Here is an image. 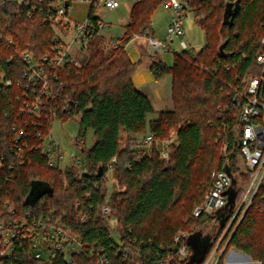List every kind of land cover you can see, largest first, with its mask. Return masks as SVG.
Listing matches in <instances>:
<instances>
[{
	"label": "trees",
	"instance_id": "16d2710c",
	"mask_svg": "<svg viewBox=\"0 0 264 264\" xmlns=\"http://www.w3.org/2000/svg\"><path fill=\"white\" fill-rule=\"evenodd\" d=\"M99 1L91 0L88 18L94 24L99 19L95 15ZM166 1L137 0L117 46L105 47L103 37L96 33L89 36L83 43L88 59L81 66L59 69L42 63L48 74L57 77V86L53 94L42 97V114L35 117L21 112L28 97L18 53L29 50L42 59L59 33L68 34V28L47 21L48 0L31 17L19 11L16 3L0 0V31L14 39L13 46L0 41V61L12 80L10 87H0V151L14 162L12 168H5L0 181V221L27 213L34 217L51 212L61 215L65 227L83 238L72 264H100L103 258L107 264H204L251 181L252 172L241 164L236 128L240 103L234 101L231 82L237 75L257 70L255 60L263 50L264 0H188L183 12L192 11L206 34V44L195 55L187 50L176 52L172 65L157 53L150 55L155 78H172V108L155 111L148 94L134 83L139 61L128 56L127 46L135 35H154L153 14ZM19 79L24 80L20 85ZM153 113L156 117L149 118ZM71 118L79 120L74 143L86 156L84 169L50 166L45 154L32 146L44 141L54 120ZM21 127L30 131L24 139L29 145L16 158L8 144ZM90 128L95 140L87 148L85 137ZM38 131L43 136L37 137ZM146 133L173 140L169 161L160 158L158 148L149 154L133 145ZM225 143L227 154L223 153ZM113 158L115 190L110 193L104 175ZM224 168L233 176L234 198L229 199L228 194L224 208L195 217L193 209L210 187L212 171ZM6 202L16 214L3 209ZM105 203L111 207L110 217L102 212ZM243 211L244 207L225 232L216 264H225L231 248L264 264V179ZM85 212L90 220L83 222ZM210 222L219 228L204 256L191 258L189 252L181 259L175 236L187 230L183 242L190 251V235ZM115 229L119 242L113 237ZM11 262L69 264L62 254L36 259L23 249Z\"/></svg>",
	"mask_w": 264,
	"mask_h": 264
},
{
	"label": "built area",
	"instance_id": "2783aa9c",
	"mask_svg": "<svg viewBox=\"0 0 264 264\" xmlns=\"http://www.w3.org/2000/svg\"><path fill=\"white\" fill-rule=\"evenodd\" d=\"M7 2L16 3L19 11H24L27 16L31 17L34 13L44 9L43 2L47 0H5ZM46 7V19L48 22L56 24L61 23L67 27L68 34H71L69 40H65L63 35L59 33V37L55 40L52 49L44 54L42 59H37L35 53L25 50L18 53L19 60L23 63V79L25 80V89L28 99H25L21 112L31 116H40L42 114L43 96H50L56 91L55 75H50L46 72L42 63H46L50 68L63 69L66 66L79 67L84 62L76 57V49L74 44L80 42L83 49V43L87 41L89 36L98 34L105 37L104 29L106 27L100 18L97 24L89 18L83 22H72L67 16V0H48ZM109 10L119 7L120 0H101ZM165 5L171 10L172 16L167 31L168 35L184 36V27L182 24L183 9L187 7L188 0H167ZM144 38L149 49L154 53H160L168 49L166 42L159 40L152 34L144 33L135 35V38ZM118 37H109L108 41L104 42L105 47L117 46ZM0 41L5 42L8 46L14 45V39L6 36L0 31ZM186 40L181 41V46L186 50L188 46ZM262 52L257 55L255 60L256 72H250L244 75H237L236 79L231 82L234 92V101L240 103L238 116V124L236 128L239 131V154L242 163L252 172L251 181L242 197L241 202L237 206L235 213L229 222L228 227L232 224L240 209L244 207V211L248 208L257 189L263 181L264 177V34L261 38ZM176 53V52H175ZM12 58L8 63H12ZM241 59L238 61L240 63ZM22 79L17 80V84L23 83ZM55 81V83H54ZM12 85V80L7 77L5 69L0 61V87L8 88ZM51 132V131H50ZM37 137L43 136L40 131ZM30 136V131L25 127L17 130L15 137L8 144L11 153L16 154V158L22 156L24 146L29 145L25 138ZM50 133L44 137V141L39 144H33L36 149H40L48 159L49 165L56 167L64 157V151L56 140L48 139ZM171 139L157 138L152 133L144 135L143 139L133 141L134 146H138L146 152L147 149L158 147V154L164 161L170 160ZM228 145L225 143L223 153L227 154ZM147 153L150 154L148 151ZM24 164V160H21ZM116 158H113L107 165L104 178L107 180L109 189V180L113 179L114 166ZM72 165H77L82 168L80 159L74 158ZM7 166L12 168L14 162L8 159L7 154L0 151V181L2 174ZM233 176L227 169H215L211 173V185L206 190L202 202L197 205L193 211L195 217L203 215H212L216 210L225 207L228 199V190L233 186ZM110 190V189H109ZM78 204V203H77ZM3 209L8 214H16L14 207L6 202ZM243 211V212H244ZM102 212L111 216V207L105 203L102 207ZM113 218V217H111ZM110 218V219H111ZM81 219L83 222L90 220L88 213H82ZM226 228L225 232L228 230ZM215 243L211 253L205 260L204 264H216L221 252H218L220 242L224 234ZM188 232H180L175 236V241L180 244L179 254L181 259H185L189 254L188 246L183 242L187 238ZM114 237V236H113ZM115 239V238H114ZM83 238L68 230L63 222L61 215L50 213L48 215H39L34 217L30 213L22 215L12 220L0 221V264H14L11 258H14L18 251L23 249L36 259H49L57 254H62L64 260L69 264L73 263V255L83 247ZM116 242H119L115 239ZM228 242V241H227ZM226 242V243H227ZM226 246V244H225ZM224 246V247H225ZM100 264H107L106 258L101 259Z\"/></svg>",
	"mask_w": 264,
	"mask_h": 264
},
{
	"label": "rangeland",
	"instance_id": "374dc122",
	"mask_svg": "<svg viewBox=\"0 0 264 264\" xmlns=\"http://www.w3.org/2000/svg\"><path fill=\"white\" fill-rule=\"evenodd\" d=\"M133 0H120V6L109 10L105 7L103 1H99L95 7V15L99 16L100 20L105 23L106 27L104 29L103 38L104 41H108L109 37H120L124 34L126 19L128 18V4ZM69 6H67V16L72 22H83L88 18L91 0H67ZM182 15V24L184 27V36H169L167 28L171 21L172 12L165 5H160L154 12L152 23L154 28V35L161 41L166 42L168 49L161 51L159 54L160 57L168 64L172 65L174 63L175 52H182L184 48L181 46V41L186 40L188 42L187 51L195 55L196 52L206 44V34L204 30L197 25L195 22L193 13L191 10H186L181 13ZM71 34H68L65 40H69ZM127 46L128 56L132 58L135 62L139 61V65L133 75V80L137 88L148 94L151 97L154 103L155 111H160L169 108H172V78L170 75H166L161 79H156L153 73L150 70V55L154 54L149 49V46L144 38H135ZM142 44V49L140 45ZM76 49V57L80 53H84L86 56L88 53L82 49L80 42L74 44ZM161 102L164 107L159 108L157 102ZM156 113H153L149 118H155ZM79 120L78 118H71L66 121L54 120L52 123V128L50 136L48 139L53 138L61 145L64 151V157L59 163L61 168H66V166H72L74 158L80 159L82 168L84 169V162L86 156L82 153L79 146H77L75 139L79 134ZM147 134V133H146ZM145 134H141L137 139H143ZM94 131L93 129H88L87 135L85 137V145L87 148H90L94 144ZM171 141H173L171 139ZM126 139L124 138L122 143L125 145ZM152 149H147L146 152L152 153ZM241 164H243L241 162ZM109 189L110 193H113L115 190L113 179L109 180ZM204 195V194H203ZM199 205V204H198ZM197 205H195L196 207ZM194 207V209H195ZM193 209V211H194ZM115 218L110 219V224L112 227L115 226ZM201 227H205L203 230H196L190 235V242L192 244V250H190V257L202 258L212 244L214 239V232L219 228V224L215 222H210L209 224H204ZM212 231H214L212 233ZM181 232H187V230H182ZM113 236L118 240V232L116 229L113 231ZM252 259V258H251Z\"/></svg>",
	"mask_w": 264,
	"mask_h": 264
},
{
	"label": "crops",
	"instance_id": "0c3cea01",
	"mask_svg": "<svg viewBox=\"0 0 264 264\" xmlns=\"http://www.w3.org/2000/svg\"><path fill=\"white\" fill-rule=\"evenodd\" d=\"M136 1L137 0H133L130 4H128L129 15H128V18L126 19V24H127V22L129 21V18H130L131 7ZM153 34H154V28H153ZM140 48H141V50H143L142 49V44L140 45ZM75 55H76V53H75ZM78 58L81 59L82 62H86V60L88 59V55L86 56L84 53H80ZM150 99H151V97H150ZM151 101L153 103L152 99H151ZM157 103H158V106H159L160 109H162V107H164L161 102L158 101ZM153 105H154V103H153ZM204 228L205 227H201L199 230H203ZM213 232L214 231H212V233ZM213 234H214V239H215V237L217 235V231L214 232ZM225 264H261V263L258 262V261L252 260L251 257H249L247 255V253L245 254V253L241 252L240 250H238L236 248H231L228 251V253H227L226 257H225Z\"/></svg>",
	"mask_w": 264,
	"mask_h": 264
},
{
	"label": "water",
	"instance_id": "95a60500",
	"mask_svg": "<svg viewBox=\"0 0 264 264\" xmlns=\"http://www.w3.org/2000/svg\"><path fill=\"white\" fill-rule=\"evenodd\" d=\"M228 194H229V199H233L235 196V189L233 187L230 188V190H228ZM228 244V242L226 243V245Z\"/></svg>",
	"mask_w": 264,
	"mask_h": 264
}]
</instances>
